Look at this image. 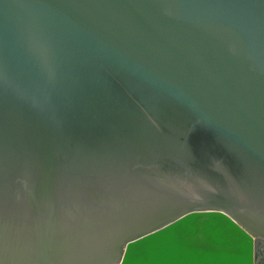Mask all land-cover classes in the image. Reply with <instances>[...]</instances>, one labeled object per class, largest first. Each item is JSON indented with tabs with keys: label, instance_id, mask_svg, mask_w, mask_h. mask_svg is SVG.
<instances>
[{
	"label": "water",
	"instance_id": "obj_1",
	"mask_svg": "<svg viewBox=\"0 0 264 264\" xmlns=\"http://www.w3.org/2000/svg\"><path fill=\"white\" fill-rule=\"evenodd\" d=\"M210 212L255 264L264 0H0V264H128Z\"/></svg>",
	"mask_w": 264,
	"mask_h": 264
},
{
	"label": "bare ground",
	"instance_id": "obj_2",
	"mask_svg": "<svg viewBox=\"0 0 264 264\" xmlns=\"http://www.w3.org/2000/svg\"><path fill=\"white\" fill-rule=\"evenodd\" d=\"M166 237L184 264H247L249 240L223 215L211 212L193 215L167 233L136 246L128 264H172L164 250ZM187 249L190 251L183 254Z\"/></svg>",
	"mask_w": 264,
	"mask_h": 264
},
{
	"label": "flooded vegetation",
	"instance_id": "obj_3",
	"mask_svg": "<svg viewBox=\"0 0 264 264\" xmlns=\"http://www.w3.org/2000/svg\"><path fill=\"white\" fill-rule=\"evenodd\" d=\"M255 264H264V241L260 239L255 242Z\"/></svg>",
	"mask_w": 264,
	"mask_h": 264
}]
</instances>
